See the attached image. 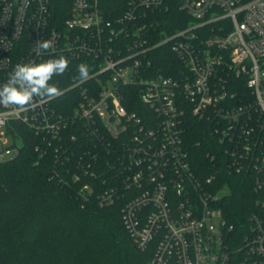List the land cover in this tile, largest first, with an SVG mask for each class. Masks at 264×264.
<instances>
[{
  "label": "built area",
  "instance_id": "built-area-1",
  "mask_svg": "<svg viewBox=\"0 0 264 264\" xmlns=\"http://www.w3.org/2000/svg\"><path fill=\"white\" fill-rule=\"evenodd\" d=\"M121 2L109 15L101 0H0V85L18 63L60 55L90 68L88 80L62 90L75 102L70 116L57 112L58 97L28 112L0 107V162L20 152L12 122L54 139L82 122L109 156L100 204L123 197L124 225L152 264H264V0H182L179 21L188 23L172 33L159 29L168 0ZM46 39L54 48L38 55ZM165 47L179 61L176 76L154 64ZM135 98L146 110L129 108ZM188 114L214 137L212 168L194 165ZM221 162L229 174H254L258 195L236 249L218 207L228 192L210 170L219 174ZM84 170L95 175L91 164Z\"/></svg>",
  "mask_w": 264,
  "mask_h": 264
},
{
  "label": "trees",
  "instance_id": "trees-1",
  "mask_svg": "<svg viewBox=\"0 0 264 264\" xmlns=\"http://www.w3.org/2000/svg\"><path fill=\"white\" fill-rule=\"evenodd\" d=\"M168 1L169 10L161 15L159 29L172 33L185 27L188 19L179 21L183 16L179 9L182 0ZM101 4L107 14L113 15L123 3L101 0ZM77 62L69 60L68 70L51 82L61 90L69 87L78 76ZM178 62L166 47L154 58L155 66L166 67L173 76ZM54 105L64 116L72 115L75 108L67 95H60ZM129 108L146 110L138 98ZM186 120V140L194 165L212 168L207 153L214 137L198 118L188 114ZM12 126L22 138V145L15 158L0 162V264H152L153 252L140 251L124 225L123 197L110 205L100 204L98 196L106 189L103 174L109 176L100 169L109 156L85 124L62 127L56 139L37 136L17 122ZM95 153L102 154L101 162L93 158ZM88 164L94 176L85 173ZM218 167L219 174L210 169L217 175V188L228 192L218 207L233 226L227 232V242L236 249L243 242L244 227L258 199L254 174H229L222 162ZM86 183L93 187L90 193L81 190Z\"/></svg>",
  "mask_w": 264,
  "mask_h": 264
},
{
  "label": "clouds",
  "instance_id": "clouds-1",
  "mask_svg": "<svg viewBox=\"0 0 264 264\" xmlns=\"http://www.w3.org/2000/svg\"><path fill=\"white\" fill-rule=\"evenodd\" d=\"M54 48L51 39L39 40L35 49L37 54L47 53ZM69 68V60L60 55L58 58L35 63H18L6 83L0 85V107L14 108L17 112L35 110L41 103L62 95L53 77L62 76ZM79 82L90 78V68L86 63L77 66Z\"/></svg>",
  "mask_w": 264,
  "mask_h": 264
},
{
  "label": "rangeland",
  "instance_id": "rangeland-1",
  "mask_svg": "<svg viewBox=\"0 0 264 264\" xmlns=\"http://www.w3.org/2000/svg\"><path fill=\"white\" fill-rule=\"evenodd\" d=\"M216 222V221H215Z\"/></svg>",
  "mask_w": 264,
  "mask_h": 264
}]
</instances>
